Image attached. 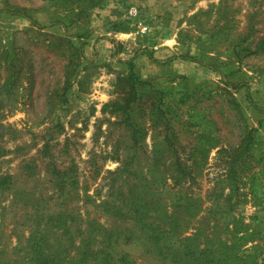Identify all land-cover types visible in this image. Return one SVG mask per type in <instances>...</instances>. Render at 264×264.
Wrapping results in <instances>:
<instances>
[{"label": "rangeland", "instance_id": "1", "mask_svg": "<svg viewBox=\"0 0 264 264\" xmlns=\"http://www.w3.org/2000/svg\"><path fill=\"white\" fill-rule=\"evenodd\" d=\"M0 264H264V0H0Z\"/></svg>", "mask_w": 264, "mask_h": 264}]
</instances>
